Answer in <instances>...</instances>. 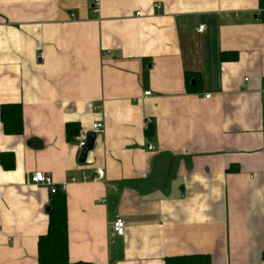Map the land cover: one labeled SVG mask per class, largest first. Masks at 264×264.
Instances as JSON below:
<instances>
[{"label": "crops", "instance_id": "crops-1", "mask_svg": "<svg viewBox=\"0 0 264 264\" xmlns=\"http://www.w3.org/2000/svg\"><path fill=\"white\" fill-rule=\"evenodd\" d=\"M258 2L98 0L95 12L93 0H0V106L20 103L23 115L20 134L0 120V154L14 164L0 163V264H38L51 193L36 171L66 184L72 262L205 253L264 264ZM97 121L104 130L79 163L65 124Z\"/></svg>", "mask_w": 264, "mask_h": 264}, {"label": "trees", "instance_id": "trees-1", "mask_svg": "<svg viewBox=\"0 0 264 264\" xmlns=\"http://www.w3.org/2000/svg\"><path fill=\"white\" fill-rule=\"evenodd\" d=\"M260 8L264 10V0H259ZM21 104L5 103L0 106L2 130L8 134H20L22 131ZM66 137L71 140L79 132L76 122H66ZM12 153L0 154V163L4 169L13 167ZM47 213L48 222L45 233L38 236V264H91L86 261L72 262L68 257V231L66 217L65 195L62 191L51 194ZM264 256V252L262 254ZM165 264H210V256L205 253L175 255L165 258Z\"/></svg>", "mask_w": 264, "mask_h": 264}, {"label": "built area", "instance_id": "built-area-1", "mask_svg": "<svg viewBox=\"0 0 264 264\" xmlns=\"http://www.w3.org/2000/svg\"><path fill=\"white\" fill-rule=\"evenodd\" d=\"M97 4H98V0H93V5H92V10H94L95 12H97ZM160 7V3H154L153 4V8H159ZM136 14H139V12H137ZM203 25H200L198 26L197 30L198 31H201L203 29ZM145 95H150V92L147 91L145 92ZM206 97H210V95H206ZM148 123H149V120L148 119H144L143 122H142V126L144 128H147L148 126ZM88 130H92V131H95L96 132V136L99 134V133H102L103 130H104V127H103V124L100 122V121H97V122H94L92 124V126L90 127V129H82L79 131L78 134L75 135L74 137V140L75 142L77 143L78 145V149H80V146L83 144L84 140H85V137H86V132ZM151 148V147H149ZM96 172H97V176L94 178L97 179V178H102L103 175H104V171L102 170V168H97L96 169ZM33 175L31 176V181L35 184L37 183H40L42 185H45L49 188V191L50 193H54L56 191H64L66 189L65 187V183H61V184H54L51 180V178L49 176H47L45 173H42L41 171H36L34 173H32ZM86 176L83 172V179H85ZM71 181H74L75 178H71L70 179ZM124 226H125V222L123 220V218L120 216V215H117L113 217L112 221H111V229L116 232L117 234H123L124 232Z\"/></svg>", "mask_w": 264, "mask_h": 264}, {"label": "water", "instance_id": "water-1", "mask_svg": "<svg viewBox=\"0 0 264 264\" xmlns=\"http://www.w3.org/2000/svg\"><path fill=\"white\" fill-rule=\"evenodd\" d=\"M96 132L92 130H88L86 132V137L83 144L80 146L78 153V162L84 163L87 160V154L90 152L95 145ZM49 210V207H47Z\"/></svg>", "mask_w": 264, "mask_h": 264}]
</instances>
